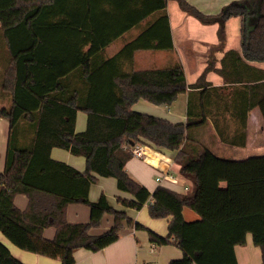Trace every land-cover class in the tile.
Returning a JSON list of instances; mask_svg holds the SVG:
<instances>
[{
    "label": "trees",
    "instance_id": "16d2710c",
    "mask_svg": "<svg viewBox=\"0 0 264 264\" xmlns=\"http://www.w3.org/2000/svg\"><path fill=\"white\" fill-rule=\"evenodd\" d=\"M180 8L204 24H224L242 19L244 57L264 63V0H241L226 5L216 16H207L186 0ZM169 0H0L2 36L10 57L2 89L11 99L0 109V118L10 123L6 168L0 173V232L18 248L62 264H75L80 249L98 252L117 242L123 223L132 221L114 210L107 198L89 200L99 177L114 178L118 190L132 196L118 198L125 208L141 210L149 205L153 219L170 218L169 234L149 230L150 241L163 246L174 243L183 252L170 264H238L235 248L246 246L248 235L262 251L264 264V156L244 160L219 157L196 133L209 121L216 124L213 108L205 99L218 94L208 88L205 75L214 69L211 61L199 81L189 86L181 64L148 71H126L134 53L144 50L173 51L167 13ZM147 21L146 26L143 22ZM139 36L113 58L98 64L105 49L133 29ZM223 41V32H220ZM87 48V50H86ZM228 53L219 73L225 77ZM67 57H73L68 66ZM85 69L87 94L69 92L65 78ZM242 116L234 117L245 128L247 115L259 108L264 119V73ZM204 88L199 103L189 96L187 122L169 120L133 111L145 100L156 106H171L189 89ZM79 112L87 114V127L76 131ZM228 146H245L246 134L227 137L215 126ZM143 143L157 150L177 152L181 174L193 182V190L181 195L164 187L151 193L126 171L131 147ZM83 157L87 170L81 173L51 157L53 149ZM17 195L29 199L26 210L18 209ZM82 203L91 210L86 224H70L69 205ZM198 214L188 222L184 210ZM105 214L114 215L108 232L93 236ZM54 227L53 240L44 237ZM137 229H144L136 224ZM0 264H23L0 242Z\"/></svg>",
    "mask_w": 264,
    "mask_h": 264
},
{
    "label": "crops",
    "instance_id": "0c3cea01",
    "mask_svg": "<svg viewBox=\"0 0 264 264\" xmlns=\"http://www.w3.org/2000/svg\"><path fill=\"white\" fill-rule=\"evenodd\" d=\"M186 1L203 14L216 16L226 5L241 0ZM167 13L170 19L173 51H137L134 53L133 61L126 66V71L158 70L178 63L183 67L187 84L192 86L203 76L211 61L214 69L205 75V82L210 85L208 88L218 89V94L205 99V103L208 109L213 108L216 124L210 120L206 128L196 133L197 138L212 151L213 149L220 150L224 156L218 155L219 157L233 160L236 158H229L228 155L230 154L226 147L232 149L250 148L251 150L263 147L264 119L259 108H254L248 113L245 128L239 120L234 118L237 115L242 116L249 107L254 88L255 96L258 95L256 88L259 82L257 80L264 73V63L252 62L244 57L241 17L231 18L223 25L220 23L204 24L184 12L175 0H169ZM146 23L147 21L143 22V26H146ZM221 31L224 36L223 41L220 38ZM141 32V28L133 29L122 38L111 43L105 49L104 56L98 57L97 63L101 64L105 60L113 58L127 43L135 40ZM231 52L238 54L244 64L232 58L235 56L227 58L224 64L225 77H223L219 73V70L222 69V60ZM67 58L68 66H71L73 57ZM9 60L10 57H0V109L11 106V99L2 89ZM81 67L66 76L65 84H67L69 92L79 91L86 95L88 87L85 82V69ZM203 89H189L187 93L180 95L176 102L168 107L156 106L145 100H140L132 109L135 112L147 113L175 124H185L190 94L193 96V100L199 103V95L197 94ZM2 119L5 118H0V173H3L6 168L10 133L9 121L6 119L8 121L6 123ZM216 125L219 126V130H223L225 138L235 137L241 132H245V146L224 144L218 129L215 127ZM86 127L87 114L79 112L76 118V131L83 132ZM226 155L227 157H225ZM176 156L177 152L157 150L147 145L145 159L132 157L126 164V171L151 193L159 187H164L178 194L186 195L193 190V182L181 174V167L175 161ZM51 157L56 161L66 163L81 173L87 170L85 158L74 156L66 150L53 149ZM159 178L161 181H158ZM102 196L107 198L114 210L126 213L132 224L125 221L119 240L103 250L98 252L86 249L77 250L74 253L75 264H170L174 260L183 258V252L174 243L159 246L150 241L149 230L162 237L168 236L170 218L153 219L149 214L150 203L139 211L125 208L119 203L118 198L131 199L132 196L119 191L117 181L114 178L99 177L96 184L92 186L89 200L96 203ZM14 204L18 209L24 211L29 205V199L25 195H17ZM189 210L188 208L184 210L185 219H187ZM66 219L70 224L89 223L91 219L90 207L82 203L71 204L67 208ZM114 222V215L105 214L100 225L92 229L90 234L93 236L102 235L111 230ZM137 223L142 225L144 229H137L135 227ZM43 235L47 240H53L56 229L54 227L47 228ZM0 242L9 249L14 258L23 264H62L58 259H50L18 248L1 232ZM252 242V235H248L246 246L235 248L238 264H263L262 251L260 248L254 247Z\"/></svg>",
    "mask_w": 264,
    "mask_h": 264
},
{
    "label": "rangeland",
    "instance_id": "374dc122",
    "mask_svg": "<svg viewBox=\"0 0 264 264\" xmlns=\"http://www.w3.org/2000/svg\"><path fill=\"white\" fill-rule=\"evenodd\" d=\"M0 57H9L8 50L6 49V45H5L3 36H2L1 28H0ZM144 114H147V113H144ZM148 115H150V114H148ZM151 116H153V115H151ZM2 120L5 121L6 123L8 122L6 119H2ZM227 149H228V153L230 154V155H228L229 158H236V160H244V159H247V158L252 157V156H264V146L258 147L254 150H251L250 148L232 149V148L226 147V150ZM213 151L219 156H224V155H222V152L218 149H215V150L213 149ZM225 157H227V155ZM198 219H199V216L197 213H195L192 210L188 211L186 221L193 222V221H196ZM252 244H254V243L252 242ZM254 247H256V246L254 245Z\"/></svg>",
    "mask_w": 264,
    "mask_h": 264
},
{
    "label": "built area",
    "instance_id": "2783aa9c",
    "mask_svg": "<svg viewBox=\"0 0 264 264\" xmlns=\"http://www.w3.org/2000/svg\"><path fill=\"white\" fill-rule=\"evenodd\" d=\"M147 145L143 143H136L131 147L132 156L138 159H145V149ZM169 178H172L169 176ZM158 181H161L159 178Z\"/></svg>",
    "mask_w": 264,
    "mask_h": 264
}]
</instances>
